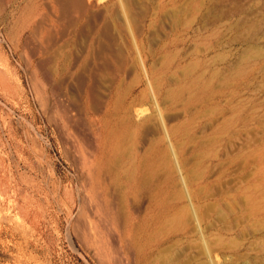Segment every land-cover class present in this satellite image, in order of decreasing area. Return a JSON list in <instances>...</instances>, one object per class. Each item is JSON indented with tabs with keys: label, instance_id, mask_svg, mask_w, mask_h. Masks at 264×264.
I'll return each instance as SVG.
<instances>
[{
	"label": "rangeland",
	"instance_id": "obj_1",
	"mask_svg": "<svg viewBox=\"0 0 264 264\" xmlns=\"http://www.w3.org/2000/svg\"><path fill=\"white\" fill-rule=\"evenodd\" d=\"M133 2L125 14L119 0H94L116 8L126 45L136 40L119 63L99 52L105 32L120 39L119 27L100 28L102 11L94 21L56 13V0H0V264H264V0ZM171 38L179 41L167 48V66L196 65L191 81L171 85L182 97L166 98L163 82L154 97L147 72L160 69ZM93 76L97 114L120 91L133 113L157 116L121 142L135 169L159 124L182 127L172 144L198 193L201 228L185 198L180 222L149 225V243L129 233L156 212L149 187L163 176L148 177L136 194L126 157L118 184L98 173L90 153L99 126L86 95ZM176 170L168 204L182 187Z\"/></svg>",
	"mask_w": 264,
	"mask_h": 264
},
{
	"label": "bare ground",
	"instance_id": "obj_2",
	"mask_svg": "<svg viewBox=\"0 0 264 264\" xmlns=\"http://www.w3.org/2000/svg\"><path fill=\"white\" fill-rule=\"evenodd\" d=\"M100 1H104V0H100ZM133 1L134 0H119L118 8L120 6V3H122L123 8H124V9H122V11L124 10L125 14H126V9L130 10L131 12H133L132 9H131L132 6L134 5ZM171 1L178 2V1H181V0H171ZM69 2L74 3L77 8H81L83 3L92 4L94 2V0H69ZM160 6H161L162 10L165 9V6L163 4H161ZM113 7L110 8L109 5L107 6L106 17L108 19V23L109 24L107 23L106 25L103 26V28L108 29L110 27V25H113L115 27H119V29H120V31H119L120 39H117L116 37L112 36L111 35L112 33H110V32L109 33L105 32L106 34H108V35H105L107 37L108 41L105 42L103 45H101L102 49H99V52H101L104 49H107L112 54L113 58L117 62L121 63L122 60H124L126 58V53H127L126 51L127 50L130 51L131 48H134L136 40L134 42V46H133V44H131L129 46L125 44L126 41H124V39L121 36L124 24H118L119 21H118L117 11L115 10L116 8L114 9ZM34 9L35 8L29 10L27 13L24 12V15H25V13L28 15V13H29V15H28L29 19H27L28 22H30L31 19H32L31 17H33ZM197 9H198V7H197ZM26 10H27V8H26ZM194 10H196V9H194ZM130 11H129V14H130ZM164 12H165V10H164ZM125 14H124V16H126ZM26 17H25V19H26ZM184 20H187V19H184ZM190 20H191V18H190ZM185 25H187V24L185 23ZM228 27H229V30H232L233 28H235V26H233V25H228ZM110 30H111V28H110ZM115 34H116V32H115ZM108 37H111L110 40H109ZM178 41H179V38H171L170 40L168 39L166 42H164L161 45V47H160V54L162 55L163 53H165L164 55L166 57L162 61V66L158 70L155 69V70H152V71L150 70L149 72H147V86L153 92L154 97H157L156 96V91L159 90V87H160L159 84H161L162 82L167 84V89L165 90L164 96L166 98H169V96L172 98L173 95L180 96V92L183 90L182 88H178L176 90L174 88H171L172 84L180 83V81L185 79V78H188V79H190L189 81H191V76L193 75L192 69L196 65V64H194V62L192 63V65L187 64V65H183V66H177V68L174 69V70H172L171 68H169L167 66V65H169L168 64L169 63V56L167 54L168 53L167 48L170 46V44L172 42L175 43V42H178ZM129 43H130V41L127 44H129ZM109 44H111V46L112 45L113 46L112 47L111 46L110 47H106ZM92 46H94V45L92 44ZM259 47H257V48H259ZM107 50H106V52H107ZM103 58H104V56H103ZM129 58H130V56H129ZM131 59H132V57H131ZM65 60H67L66 57H65ZM125 61H126V59H125ZM85 63H88V58L87 57L83 61V64H85ZM214 75H216V73ZM94 78L95 77L93 76V79L91 80V82L89 83V85L87 87L86 95H87L88 107L93 112V118H92V120L94 121L93 123L97 124L99 126V130L93 129V137H94L93 139L94 140H93V143H92V148L94 147V150H93V153H90V154H93V156H94L95 164L97 165V168H98V171H99L98 173L101 174L103 171L105 173H108V175L110 176L111 182L115 183V184H118L119 179H120V174L122 172L121 167L123 166L122 163H121V156L126 157L128 159V161H129L130 168H127V170L125 168V169H123V171L126 172L128 180H133L134 181L133 184H131V188H133V193H136V194H138L137 192L144 185H146L145 182H146L148 177H150L149 179H151V177H154V179H155L156 177H158L160 175L163 176V178H160L161 177L160 176L159 177L160 179L156 183H154L153 185H151L149 187V189L153 191V195H152L153 210L152 211H154L156 209V212L151 215L152 217L149 220H146V219H145L146 221L139 220V222H137L135 220L138 225L132 227L129 230V233H131L133 235V238H135L134 239L135 241H138L139 238L141 237V235L143 234V236L145 235V238H146L145 241H147V243H149L148 240L150 241L151 237L154 235V233H153L154 230H153V232H150L151 230L149 231V229H148V228H150L149 225H151L152 222H155V221H156V223L160 222V221H169V220L173 221L174 219H177V221H178V219L180 217L181 210L183 208H185L186 206L187 207L189 206V210L187 212H190L192 214L191 216H193L195 219L192 218V217L191 218L194 219V221L197 220L199 222V226L201 228V217H200V214L199 215H198V213L196 214V204H195V203L200 201L198 193H196V192L194 193V192L191 191V187H190L191 186V181H190L189 177H188V179L186 177V169H185V166H184L185 164H183V162L181 164V162L179 160V156L175 152V149H174L173 144H172L173 137L175 138L176 133L179 130H181L182 127L181 126H177V125L168 124L167 122L163 121V119H162L161 120V121H163L162 124L158 125L159 130H160V135H159L160 138L159 139L156 138L158 140L153 141L151 143V145L146 149V151L143 154H140V153L137 154V159L134 161V163H137L136 169H135L133 167L132 156H129L130 154H128L129 157L126 156L127 152H126V155H125V151L121 150V147H122L121 146V142L123 143V140H124V143L125 142H129V140L134 138L136 135L138 136L142 131H146L145 126L147 125V123L149 121L153 122L152 121L153 119H156V121H157V116H155L153 114L146 115V113H148V112H145L144 114L143 113L140 114L139 111H138L139 115H137L138 113H136V114L133 113L134 111L132 109V105L130 104L129 107H128L126 102H124L121 99V92L120 91H118L117 93L115 92L114 95H112L111 99L107 102V107L105 108L106 110L103 112V114H97L96 111L94 110V107H93V104H94L93 103V99H94V94H95L94 93L95 87L93 85L94 84ZM173 78L175 79V81L173 80ZM122 82H123L122 80H119V82L117 84H122ZM192 82L194 83V80H192ZM141 85L145 86L144 89L147 87L145 83H142ZM182 96L183 95H181L180 97H182ZM94 101H96V103H97V100H94ZM134 105H136V104H134ZM156 106H157V104H156ZM182 106L184 107V103H182ZM142 110L143 109H141V111ZM158 112H160V109H158ZM158 114L161 116L162 113L160 112ZM91 124H92V122H91ZM147 128H148V125H147ZM132 130H133V132H132V135H131L130 133H131ZM147 131H148V129H147ZM202 140H204V139H202ZM167 143L170 146L169 145L167 146ZM112 144H113V146L114 145L116 146V145L120 144V146H118L116 150L112 151ZM131 147H132V145H131ZM91 151H92V149H91ZM128 152H129V150H128ZM172 154L175 155L174 158L176 159V162L173 159ZM93 166H92V169L94 168ZM95 168L93 169V171L95 170ZM175 168L177 169L176 171H178V173L180 174L181 181H182L180 184L182 185V187L179 188L176 191V195L178 196V199H176V202H174V204H168V199L172 198V196L174 194L175 186L176 187L178 186L177 177L173 174V169L175 170ZM176 171H174V173ZM184 171H185V173H184ZM90 176H91V178L93 177L92 174ZM99 177H101V176L99 175ZM105 191L108 194V192H107L108 191V185L107 184H105ZM122 195H123V193H122ZM185 198H187V200H188V203H187L188 205H186V206H185V203H184ZM244 201H245V199H244ZM186 215H189V213L186 214ZM130 218L133 220V217L131 215H130L129 219ZM180 220L181 219H179V222H180ZM169 222H167V223H169ZM160 226H162V225H160ZM196 226H197V224H196ZM200 228L199 229L196 228L197 231L200 230ZM140 229H143V231H145V232L141 233Z\"/></svg>",
	"mask_w": 264,
	"mask_h": 264
},
{
	"label": "crops",
	"instance_id": "obj_3",
	"mask_svg": "<svg viewBox=\"0 0 264 264\" xmlns=\"http://www.w3.org/2000/svg\"><path fill=\"white\" fill-rule=\"evenodd\" d=\"M100 11L103 12V15L100 16V28L102 29L103 26L108 23V19L106 17L107 8L105 4L99 5L94 2L92 4L83 3L81 8H77L76 5L74 3L69 2V0H56V13L58 12L61 14H66L68 12H74L81 19H91L96 21L99 19L98 12Z\"/></svg>",
	"mask_w": 264,
	"mask_h": 264
}]
</instances>
